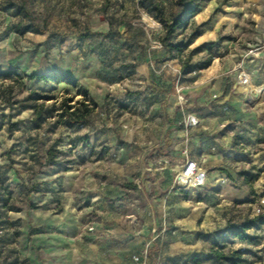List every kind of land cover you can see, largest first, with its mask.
<instances>
[{
	"label": "rangeland",
	"instance_id": "obj_1",
	"mask_svg": "<svg viewBox=\"0 0 264 264\" xmlns=\"http://www.w3.org/2000/svg\"><path fill=\"white\" fill-rule=\"evenodd\" d=\"M176 1L0 0V73L20 77L0 80V207L19 210L0 209V264H230L211 248L264 264V85L255 75L248 87L236 82L263 47L264 0H195L194 18L166 37ZM192 33L200 36L188 48L165 47ZM209 59L224 83L200 70ZM83 92L95 110L57 126L60 102ZM193 109L205 182L183 193L163 169L178 159L162 141L167 123L182 125ZM49 147L55 162L42 166ZM255 217L253 241L225 231ZM139 248L146 257L136 263Z\"/></svg>",
	"mask_w": 264,
	"mask_h": 264
},
{
	"label": "trees",
	"instance_id": "obj_2",
	"mask_svg": "<svg viewBox=\"0 0 264 264\" xmlns=\"http://www.w3.org/2000/svg\"><path fill=\"white\" fill-rule=\"evenodd\" d=\"M195 0H177L176 4L177 6L180 8V11L177 14V17H175L174 19H172L170 22H165V36L169 37L171 36L175 29L178 27V25L180 24L181 20L185 18V20H189V19H193L194 16L197 14L198 12V4L195 3ZM154 8L156 10V6L154 5ZM33 24V23H32ZM33 27V25H31ZM31 28V27H30ZM200 35L198 33H192L189 36V39L186 43L182 44V43H178L177 45H165V47H167L168 49H173V50H177L180 51L183 48H188L189 46H191L195 39L198 38ZM204 47L207 50H211V48L213 47V44H205ZM212 61L213 59H209L207 61H205L204 65L201 67L200 70H204L207 69L209 67H211L212 65ZM2 78H16V79H20L19 75L17 73H15L14 71H8V72H4V73H0V80ZM28 80L30 81H38V82H43L45 84H60V83H67L69 85H72L74 87L77 88V83L76 81L69 79L67 77H59V76H51V75H41V74H33L30 75L28 77H26ZM10 87H6V89L4 90L5 92H7V90H9ZM11 90V89H10ZM80 93V91H78V94ZM83 98L82 101H77L73 104L74 102V97L70 98V99H63L58 108H57V117H56V122L55 124L57 126H66L68 128H73L76 125H80L82 123H84L87 119V117L90 115V113H92L95 108H96V104L94 103L93 100L90 99V101L88 103H86L87 100V93L83 92ZM13 103H8V108L11 109L13 107L14 104H16L15 101H12ZM52 107H55V105H52ZM35 115L37 114H41V111H43L44 107L43 104L41 105H30L29 107ZM16 123L11 124L10 127H15ZM57 153V151L54 149V147H49L47 152H46V160L45 163L42 166H48V165H53L55 162V154ZM41 168V167H40ZM39 168V169H40ZM243 176H245V174H243ZM247 180V179H245ZM246 184H249L248 182H246ZM251 189V188H250ZM12 198L10 195H7V201H11ZM0 209H4L7 211H12V212H18V209H14V208H9L6 206V203H3L2 206L0 207ZM259 217H255L254 219L248 220L247 222H245L242 225H228L225 228L226 232H231L232 237L234 239L240 240L242 242L244 241H253L254 237L250 236L247 231L251 230L252 228H254L256 222L258 221ZM8 224V220H2L0 218V224ZM209 256L215 261V262H227L230 264H243L245 262L244 259H242L240 253H238L237 251H231L228 254L219 252L218 250L211 248L209 250ZM196 263H198V261H196Z\"/></svg>",
	"mask_w": 264,
	"mask_h": 264
},
{
	"label": "crops",
	"instance_id": "obj_3",
	"mask_svg": "<svg viewBox=\"0 0 264 264\" xmlns=\"http://www.w3.org/2000/svg\"><path fill=\"white\" fill-rule=\"evenodd\" d=\"M260 16V19L262 21L261 22V27H260V40L263 41V47L255 50V52H253V55L251 57H248L249 59L245 62L244 67H240L241 69L243 68L244 74L248 77L249 79V84L248 85H242V86H250L252 80H253V76H257L260 77V83L259 85H264V74L262 72H264V13L260 12L256 17ZM165 62L167 63L168 61L165 59ZM219 64V63H218ZM209 70V79L210 80H215L217 83L222 84L224 83V79H227V75L225 73V70L223 71V69L221 67H219V69L214 68V70H211V68H208ZM207 70V71H208ZM195 72V71H194ZM192 72V74L194 73ZM257 72V73H256ZM191 74V73H190ZM189 74V75H190ZM152 82V79H151ZM196 82V75L194 77V83ZM236 82L238 84V77L236 78ZM153 83V82H152ZM241 85V84H240ZM257 97H260L261 100H264V94L263 91L257 95ZM175 102L173 103V106L170 107V109L172 110L173 107H175ZM168 115V113H166ZM188 117H194L195 119H197V114H196V109L190 110L189 112L187 111L186 114L183 115V119L180 121V123H182V125H178V123H174L173 121H169L165 127V131H164V135H163V143H162V148H167L169 149V155L173 158L178 159V163H176L174 165V168H172V166L169 165V160L168 159H164L163 160V169H167L168 167L170 168V170L174 173H176L181 167H183L184 163H185V157L182 154V151L185 150L187 151V158L190 161L196 162V128H189L186 125V119ZM203 142V141H201ZM198 164V162H196ZM142 164V163H141ZM199 167L200 164H198ZM142 166H144V163L142 164ZM152 164L149 163V165L147 164V169L150 170ZM155 166V165H154ZM142 170L145 169L144 167L141 168ZM140 170V169H139ZM205 180H203L202 185L204 184ZM200 185V186H202ZM198 186V187H200ZM196 186H192L190 187L188 190L186 191H180L183 193H186L189 190H193L196 189ZM178 244V243H176ZM180 244V242H179ZM140 249V248H139ZM137 256L140 259H143V256L146 257V252L143 254L142 253V249H140V252L138 253H134L131 255V260L133 262H136L133 260V257ZM137 263V262H136Z\"/></svg>",
	"mask_w": 264,
	"mask_h": 264
},
{
	"label": "built area",
	"instance_id": "obj_4",
	"mask_svg": "<svg viewBox=\"0 0 264 264\" xmlns=\"http://www.w3.org/2000/svg\"><path fill=\"white\" fill-rule=\"evenodd\" d=\"M238 81L241 85L249 84V79L244 73H241L238 76ZM186 125L189 128H195L198 125V121L194 117H188L186 120ZM182 154L186 160L183 167H181L175 173L173 181V185L179 192L186 191L192 186L198 187L202 185L204 177V172L200 170L199 165L187 158V151L183 150ZM133 260L138 262L139 258L137 256H134Z\"/></svg>",
	"mask_w": 264,
	"mask_h": 264
}]
</instances>
